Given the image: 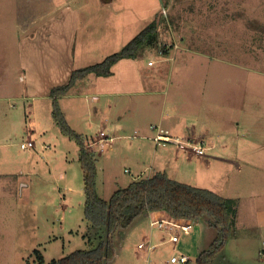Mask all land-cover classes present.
<instances>
[{
  "label": "rangeland",
  "instance_id": "1",
  "mask_svg": "<svg viewBox=\"0 0 264 264\" xmlns=\"http://www.w3.org/2000/svg\"><path fill=\"white\" fill-rule=\"evenodd\" d=\"M55 3L63 7L56 16L28 29L21 26L26 23L23 10L32 4L26 0H0V83L4 87L12 85L18 95L33 83L36 98L30 103L34 104L35 119L40 122L38 136L33 135L31 141L36 147L31 149L38 175L30 179L11 177L3 182L0 264H34L35 250L41 251L46 263H50L77 250H88L104 237L105 230H94L85 218L80 147L55 123L49 92L67 85L75 70L101 63L120 52L154 21L159 24L157 46L143 49L135 59L120 60L109 78L87 76L66 97L59 99L69 126L86 140L89 151L88 144L97 140L105 120L113 124L121 116L123 120L141 121L140 126H131L127 132L115 133L112 126L104 129L112 138L126 135L117 138L104 154L94 153L98 159V194L109 200L117 190L127 188L137 179L166 172L180 183L209 189L228 199L234 197L238 215L232 240L213 264H262L261 242L252 240L251 232L243 225L239 161L236 166L208 162L210 155H221L211 151L206 155L204 152L205 156L198 155L194 146L207 148V144L199 145L194 139L187 143L181 141L184 144L181 147L175 143L180 151L165 138L156 143L154 136L162 133L159 125L162 111L157 102L163 103L164 96L157 95L151 106L150 99L155 96L144 95V89L149 88L145 86L149 83L148 77L160 72L162 80L153 83V87L169 95L163 110L168 121L174 115L175 107L171 105L179 101L181 110L175 114L182 129L191 125L190 132L194 128L196 133L203 132L204 123H211L212 119L225 120L224 133L235 129L234 121L238 117L227 112L234 96H226V90L223 93L220 85L244 84L246 100L253 96L264 99V0H55ZM38 8L36 14L44 10ZM166 58L170 62L163 66L160 61ZM230 63L241 65L243 70L234 69ZM171 64L181 66L180 71L170 69ZM23 67L30 73V79L24 80ZM190 69L192 86H218L217 89L209 87L213 94L208 98L192 91L193 111L186 109L187 101L182 98L186 90L181 87L182 83L187 84L183 79ZM108 93L129 96L116 98L121 108L113 111L108 109L113 99L103 96ZM130 102V109L126 111L123 107ZM261 110L264 117V100ZM150 124L159 129L150 130ZM142 126L147 130L139 129ZM135 128L137 131L133 133ZM157 146H163L158 153ZM183 151L204 157L188 156ZM21 180L28 183L27 188L20 186ZM154 231L159 232L148 219L142 220L140 226L118 230L113 237L117 259L109 264H145L138 244L144 232ZM178 234L177 245L166 242L157 247L151 258L153 264H171L173 256L182 255L196 264L200 253L208 250L218 235L207 218L195 221L192 233L178 231Z\"/></svg>",
  "mask_w": 264,
  "mask_h": 264
},
{
  "label": "crops",
  "instance_id": "2",
  "mask_svg": "<svg viewBox=\"0 0 264 264\" xmlns=\"http://www.w3.org/2000/svg\"><path fill=\"white\" fill-rule=\"evenodd\" d=\"M40 1H42L41 4H39ZM26 2H30L32 5L24 7L23 11L24 13H26L25 14L26 23L21 26L28 29L36 26L41 21L52 19L63 8L61 6H57L55 0H26ZM38 6L40 7V9L44 8V10H40V13L36 14V11L39 9ZM31 15H34L35 17ZM19 18L20 20H23L22 15ZM231 24H235V22H232ZM166 57H168L167 54ZM169 59L170 58L163 59L160 61V63L164 66V64H168L170 62ZM24 65L28 67L27 62H24ZM230 65L234 69L243 70L242 66L238 65L237 63H230ZM169 66L170 69H173V71L176 68L177 71H180L181 66L176 67V65H172V64ZM23 68L21 73H23L25 76V78L23 77L24 80L25 79L27 80V78L30 79V73H27L28 71L26 67L24 69ZM186 74L187 75H185V78L183 80H186L187 84L186 83L181 84V87H185L186 90L185 96L182 98H184L187 101L188 105L186 106L187 107L186 109L188 111H193L191 108V105L193 104L192 91L201 93V95L199 96L208 98L209 96L212 97L213 94L212 92L210 94L211 86L215 87L216 89L218 86L217 85L192 86L191 69ZM162 77L163 74H161L160 72L150 75L148 77L149 83L145 85L146 87L149 88L144 89V95L155 96L150 99L151 106L152 103L156 100L157 95L164 96L163 103L157 102L158 106L161 108L162 111L160 117V124H159L160 131L162 132L160 133L161 138H165L168 141V143L174 145H176L175 143H177L176 142L177 140L187 143V141H191L194 139L195 142H197V144L206 143L207 148L204 147L205 155L207 152L210 151L212 152V154L221 155V156L210 155L208 157V162L216 161L224 165L236 166L238 164L236 162L239 161V166H237V168L239 169V173L242 178L241 207H242V214L244 216L243 225L244 228L247 230V232H251L250 237L252 240L254 241L257 240L261 242L262 252L260 253L261 256L264 257V128H263L264 117H262V110H261L264 99L259 96H253V98L248 97V100H246V98L243 97L244 96L243 89L245 87L244 84L220 85V89L223 91V93L224 90H226L225 93L226 96L232 94L234 96L233 99L229 102V106L231 108H229L227 112L228 114H235L238 117L237 122L236 120L234 121L235 129H230L229 133H224L223 129L225 127V123L223 122L225 120H223V122H220L215 119H212L211 123H207V121L206 123H204L205 124L204 128L201 129L203 132L196 133L197 131L195 128L194 131L190 132L191 125L189 128L186 127L182 129L183 127L179 124V118L176 117L177 115L175 113L180 112L177 110H181L179 106L180 104L179 101H176L174 102L173 105H171L175 107L176 110L172 109L174 115L171 114L170 117H168L169 121L166 119V116L165 117L163 116L164 115L163 110L166 109L167 106L166 98L169 95L167 91L153 87L155 86V84L153 83L157 82L158 80H162ZM0 80H2L1 77ZM153 88L155 90H153ZM34 91L35 89L33 83H29V85H27L23 89V93L21 95H18V91H16L12 87V85H10L9 87L8 86L4 87L2 82L0 83V194L2 192V189L4 190V186H3L4 180H11L10 179L11 177H16L18 179H23V177H26V179H30L38 175V172H36L35 170V164H34L35 153L32 152V149L23 150L19 146V141H21L20 143L21 145L25 141H32L33 135L35 136L36 134L38 136V128L40 122L39 120L35 119L36 112L33 103L36 97ZM223 93L221 94V98L224 96ZM121 95L129 96L128 93H124V94L108 93L103 95L106 96V99L108 98L113 99V102H110L108 104L109 110L113 109L114 111L116 108L119 107L121 108V106H119L120 100L118 99L115 100L116 98L121 97ZM111 99L108 101H112ZM32 101L33 103L31 104L30 102ZM131 104L132 103L130 102L129 105H127L128 107L125 106L123 108L127 111L130 109ZM252 107L254 111H252ZM31 116L33 118H31ZM166 121L168 122L165 123ZM193 122H194V118H193ZM137 124H139V126L141 124V121L138 120L137 118H129L123 120L122 117L120 116L118 120H114L113 124H111V121L105 120L101 130L105 132L104 129H108L112 126V128L115 130L114 131L115 133H121L119 131L123 130V132L124 131L127 132V130L131 126H136ZM151 126H155V125L150 124L149 126L150 130H151ZM213 128H215V130H213ZM139 129H141L142 131L147 130L145 126H142ZM136 131L137 129L135 128L133 133ZM163 132L170 134L163 135ZM106 135L111 137L108 134ZM124 135L118 137L114 136L113 138L116 140L117 138L124 137ZM156 136H154V138ZM195 137H198L200 141L197 140V138ZM234 137H238L237 139L238 141L234 140L233 139ZM142 138H146V136H143ZM149 138L151 139L152 137ZM158 146L156 149L157 153L160 148L161 149L163 148L164 145L160 147ZM43 149H45L44 146ZM139 149L141 148L139 147ZM176 149L177 151L178 150L180 151L178 146ZM188 150L190 149L188 148ZM23 152H28L31 154H27ZM183 152H186L188 156L195 154L189 151H183ZM166 154H169V152H166ZM230 154H233L236 160L233 159L234 157L232 158ZM226 155L230 156V158H227ZM204 156H197V157H204ZM19 184L24 188L28 187V183H25L23 180H21ZM231 198L236 200L234 197ZM169 217L170 216L168 215V213L163 211L153 212L150 213L149 215L139 218L133 223V225L140 226V222H142V220L144 219H148L151 225V223L155 220L168 219ZM234 236L237 239L236 234ZM164 239H165L164 235L160 234L159 232L155 233L154 231V233L144 232L141 241L142 242L144 240L151 241L152 243L162 247L164 246L162 243ZM231 240L232 239L230 238L229 241ZM263 257L262 260L260 259L262 264H264ZM34 264H35V260H34Z\"/></svg>",
  "mask_w": 264,
  "mask_h": 264
},
{
  "label": "trees",
  "instance_id": "3",
  "mask_svg": "<svg viewBox=\"0 0 264 264\" xmlns=\"http://www.w3.org/2000/svg\"><path fill=\"white\" fill-rule=\"evenodd\" d=\"M159 24L154 21L131 40L120 52L103 62L75 70L67 85L53 88V119L61 132L80 147V163L84 176L86 220L94 230L104 232L99 244L88 250H77L65 258L46 263L39 250L34 251L35 264H109L116 258L113 237L118 230H127L141 217L153 212H166L174 219L198 221L207 218L209 226L218 234L208 250L200 253L196 264H213L228 244L236 227L237 203L209 189L180 183L166 172H156L117 190L109 200L101 198L97 190V156L90 152L85 139L68 124L60 108L59 99L66 97L74 85L89 75L109 78L113 67L122 59H135L140 51L158 45ZM101 229V230H100Z\"/></svg>",
  "mask_w": 264,
  "mask_h": 264
},
{
  "label": "built area",
  "instance_id": "4",
  "mask_svg": "<svg viewBox=\"0 0 264 264\" xmlns=\"http://www.w3.org/2000/svg\"><path fill=\"white\" fill-rule=\"evenodd\" d=\"M177 49V47H175ZM153 63H150L152 65ZM152 130L158 129V127L151 126ZM97 140H93L88 144V148L93 153H98L99 155L104 154L109 149L112 148L113 142L115 141L114 138L109 137L106 135L104 131H101L96 138ZM161 136L157 135L154 140L155 142H159L161 140ZM177 144H180L181 146H184V144L181 141H176ZM189 144V143H188ZM190 145V144H189ZM35 144L31 141H26L21 144V148L23 150H28L34 147ZM196 153L198 155H204V148L202 146H197ZM152 227H157L158 231L161 232L165 239L162 241V243H172L174 245H177L180 242V234H178V231L184 234H190L193 232V222L192 221H186L182 219H174L172 217H169L168 219H158L151 223ZM159 245L152 243L151 241H144L141 242L138 245V250L141 254V258L144 260L145 264H153L152 262V254L156 251L157 247ZM171 264H191V259L188 256H173L170 259Z\"/></svg>",
  "mask_w": 264,
  "mask_h": 264
}]
</instances>
